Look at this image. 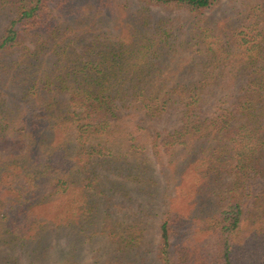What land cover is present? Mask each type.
Instances as JSON below:
<instances>
[{
	"label": "trees",
	"instance_id": "1",
	"mask_svg": "<svg viewBox=\"0 0 264 264\" xmlns=\"http://www.w3.org/2000/svg\"><path fill=\"white\" fill-rule=\"evenodd\" d=\"M218 3L0 0L2 261L52 233L105 241L91 264H234L244 222L264 240V0Z\"/></svg>",
	"mask_w": 264,
	"mask_h": 264
},
{
	"label": "rangeland",
	"instance_id": "2",
	"mask_svg": "<svg viewBox=\"0 0 264 264\" xmlns=\"http://www.w3.org/2000/svg\"><path fill=\"white\" fill-rule=\"evenodd\" d=\"M246 0H219L218 5L215 7L207 10L204 13V16L211 20L217 21L219 19L225 18L224 16H229L235 13L236 10L242 8L243 4ZM154 12H159L163 14H183L182 12H171L169 10L154 7ZM14 92L17 94L19 90L14 89ZM10 101H13L10 99ZM157 176L160 178L158 174V169L156 172ZM121 177V176H119ZM162 180V179H161ZM129 185V183H128ZM264 187V181L262 179L253 180L251 182V190L252 194H258L261 189ZM132 194L134 198L138 196L137 189H132ZM253 203V197L245 198L244 203V219L248 217L249 212L253 208L251 205ZM131 204V203H130ZM55 206H41L37 209V212L40 215L52 217L55 215ZM150 220H154L156 223L159 222V218L154 219L150 218ZM243 224V222H242ZM245 230L238 236L236 241V246L232 249L231 259L233 260L234 264H264V240L260 235L254 236L251 231L247 228V224L244 222ZM150 229V228H149ZM151 230V229H150ZM158 230L156 229L155 232L148 231L146 234V242L149 239H153L155 246L158 245ZM45 247L47 249L46 257L36 258L34 254L31 252L24 253L23 250L14 249L9 251L10 254L8 256H12L11 258H19L21 264H63L69 256L72 254L76 255L77 264H91L96 262L93 258L95 255L103 254V258L108 256V250L104 248L106 246V242L102 241L98 238H95L94 241H88L85 239L76 240L73 238H67L63 236H57L55 233L48 234L46 239L44 240ZM153 245L152 251H150V255H153L156 248ZM0 253V264H7L6 262L2 261L3 257H7L4 255L6 252ZM178 251L174 250L175 261L178 259L180 261L181 254ZM213 254V248H211V255ZM102 258V259H103ZM214 263L211 264H220V262L215 259H212Z\"/></svg>",
	"mask_w": 264,
	"mask_h": 264
}]
</instances>
